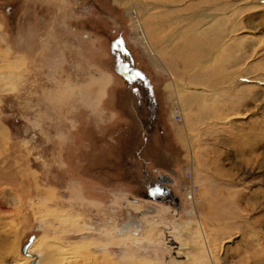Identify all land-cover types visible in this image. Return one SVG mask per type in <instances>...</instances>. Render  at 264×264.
I'll return each instance as SVG.
<instances>
[{
	"label": "rangeland",
	"instance_id": "374dc122",
	"mask_svg": "<svg viewBox=\"0 0 264 264\" xmlns=\"http://www.w3.org/2000/svg\"><path fill=\"white\" fill-rule=\"evenodd\" d=\"M0 165V264H264V0H0Z\"/></svg>",
	"mask_w": 264,
	"mask_h": 264
},
{
	"label": "bare ground",
	"instance_id": "6f19581e",
	"mask_svg": "<svg viewBox=\"0 0 264 264\" xmlns=\"http://www.w3.org/2000/svg\"><path fill=\"white\" fill-rule=\"evenodd\" d=\"M138 16V17H137ZM136 16V20L137 23H138V26L139 28H141L140 26V17H139V14H137ZM140 30V29H139ZM221 33V32H220ZM223 33V32H222ZM142 37L143 38V43H147V41H144L146 39L145 37V34L142 32ZM217 39V38H215ZM219 39H222V38H218L216 41H215V44L214 43H203V42H200V41H196L195 42V47L196 49L200 50V54L202 53L201 51H205L206 53L208 52V54L212 53L213 55H217L219 54L220 52H222V48H224V45L220 44V40ZM226 39V38H224ZM221 40V42L223 43V40ZM230 39V38H229ZM228 39V40H229ZM227 41V40H226ZM203 43V44H202ZM220 47H219V45ZM227 44V43H226ZM203 45H208V49H203ZM148 47H150L149 45V42H148ZM212 48V49H210ZM151 51H153V55L156 54V51H154L152 48H150ZM205 54V53H204ZM189 63V62H188ZM180 111V109H179ZM181 114V113H180ZM2 148V147H1ZM4 168L1 167L0 165V171H3ZM12 171V170H11ZM1 174V173H0ZM8 177V176H7ZM14 177V176H13ZM9 178V177H8ZM15 178V177H14ZM185 199V198H184ZM193 203V202H192ZM72 220V219H71ZM35 239V238H34ZM34 239L33 241L30 243V245L34 242ZM184 244V243H183ZM30 245L28 246L27 250L29 249ZM77 245V244H76ZM74 244H69V245H65V244H62V243H58V242H51L49 240H46L44 238H39L36 239V241L32 244V246L30 247L29 251H28V254L32 255L34 253L35 250H37L40 255L38 256H35L34 259L35 261H33L34 263L33 264H66L67 263V260L70 261V259L67 258L66 260V256H63L65 254H69L71 255L72 253H77L78 252V248L80 246H76ZM38 254V253H37ZM79 254V253H78ZM77 254V255H78ZM74 256H76L74 254ZM74 258V257H73ZM29 259L31 258H26L25 260H22V261H16L17 264H22L24 261H30ZM88 259V258H87ZM98 263V262H97ZM68 264V263H67ZM96 264V262H95ZM104 264V263H103ZM126 264V263H125ZM128 264H137L136 262H128Z\"/></svg>",
	"mask_w": 264,
	"mask_h": 264
},
{
	"label": "built area",
	"instance_id": "2783aa9c",
	"mask_svg": "<svg viewBox=\"0 0 264 264\" xmlns=\"http://www.w3.org/2000/svg\"><path fill=\"white\" fill-rule=\"evenodd\" d=\"M175 120L181 121V114L177 105H174L173 113ZM187 182L183 184L184 198L189 203L197 202L198 199V185L193 180V175L189 167L185 170Z\"/></svg>",
	"mask_w": 264,
	"mask_h": 264
},
{
	"label": "water",
	"instance_id": "95a60500",
	"mask_svg": "<svg viewBox=\"0 0 264 264\" xmlns=\"http://www.w3.org/2000/svg\"><path fill=\"white\" fill-rule=\"evenodd\" d=\"M158 181H159L160 183H163V182H165V179H163V178H159ZM31 241H32V238H30L29 243H28V244H25V246L22 248V250H23L24 252L27 250V248H28V246H29V244H30ZM33 263H34L33 260H31V262H29V264H33Z\"/></svg>",
	"mask_w": 264,
	"mask_h": 264
},
{
	"label": "snow or ice",
	"instance_id": "6c2138e0",
	"mask_svg": "<svg viewBox=\"0 0 264 264\" xmlns=\"http://www.w3.org/2000/svg\"><path fill=\"white\" fill-rule=\"evenodd\" d=\"M134 78H139L141 80H143V76H141V74L139 72L135 73V77Z\"/></svg>",
	"mask_w": 264,
	"mask_h": 264
}]
</instances>
